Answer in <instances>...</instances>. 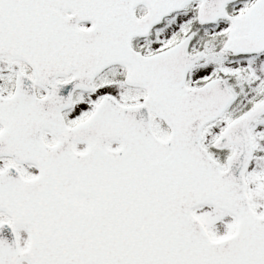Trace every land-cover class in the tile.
Segmentation results:
<instances>
[{"label":"snow or ice","instance_id":"1","mask_svg":"<svg viewBox=\"0 0 264 264\" xmlns=\"http://www.w3.org/2000/svg\"><path fill=\"white\" fill-rule=\"evenodd\" d=\"M0 264H264V0H0Z\"/></svg>","mask_w":264,"mask_h":264}]
</instances>
